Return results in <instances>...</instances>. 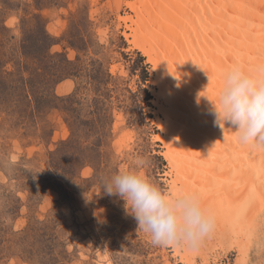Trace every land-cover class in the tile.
<instances>
[{"label":"rangeland","instance_id":"374dc122","mask_svg":"<svg viewBox=\"0 0 264 264\" xmlns=\"http://www.w3.org/2000/svg\"><path fill=\"white\" fill-rule=\"evenodd\" d=\"M128 1L0 0V264H264L263 209L253 218L242 253L213 229L198 248L186 254L184 246L179 252L173 246L153 245L126 212L125 202L103 191L102 177L119 169H134L169 192L180 169L169 159L173 150L165 143L167 135L159 122L166 120L161 104L178 108L185 97L174 85L177 63L175 58L165 57L168 54L159 44L152 43L159 58L156 67L132 43L131 26H136L133 21L138 16ZM28 28L34 34L52 35L55 41L50 53L59 55L46 58L42 43L44 51L34 46L28 54L31 59L37 56L38 61L23 66L28 60L24 52L34 40ZM40 36L44 41V34ZM136 51L149 65L147 84L153 98L152 106L146 107L152 114L147 131L130 124L128 114L115 102L112 136L99 154L62 146L71 136L68 110L76 105L62 98L78 86L88 88L81 90L80 96L91 95L88 73L94 61L118 77L121 88L136 91L140 71L132 75L126 57H137ZM4 58L13 60L2 68ZM66 58L75 67L73 74L59 82L51 80L53 66L63 64ZM36 65L42 68L37 71L39 76L33 68ZM35 90L39 91L37 101L32 95ZM163 90L175 93L174 99L169 93L172 102L166 100L169 96L159 97ZM87 116L85 111L76 114L80 119ZM183 152L177 151L178 156ZM159 156L165 160L164 166ZM82 159L87 163L81 164ZM181 187L178 183V190Z\"/></svg>","mask_w":264,"mask_h":264},{"label":"bare ground","instance_id":"6f19581e","mask_svg":"<svg viewBox=\"0 0 264 264\" xmlns=\"http://www.w3.org/2000/svg\"><path fill=\"white\" fill-rule=\"evenodd\" d=\"M128 5L138 16L135 21L131 17L136 25L131 26L132 43L156 67L152 43L178 64L174 85L185 97L182 103L173 100L178 108L161 104L166 120L159 121L173 150L169 159L180 168L172 190L181 183L179 191L197 192L214 216L216 233L222 232L242 253L252 221L264 210V147L238 143L231 128L216 123L210 100L216 99L222 74L232 65L264 78V0H129ZM169 93L163 90L159 97L169 96L166 100L172 102L175 93ZM180 150H185L182 157ZM173 247L181 251V246ZM184 249L188 254L190 249Z\"/></svg>","mask_w":264,"mask_h":264},{"label":"clouds","instance_id":"9594fccd","mask_svg":"<svg viewBox=\"0 0 264 264\" xmlns=\"http://www.w3.org/2000/svg\"><path fill=\"white\" fill-rule=\"evenodd\" d=\"M210 102L216 123L231 128L238 143L264 147V78L232 65L223 72L217 97ZM101 180L103 191L125 202L126 212L155 246L194 250L215 227L214 216L197 192H165L134 169H119Z\"/></svg>","mask_w":264,"mask_h":264},{"label":"trees","instance_id":"16d2710c","mask_svg":"<svg viewBox=\"0 0 264 264\" xmlns=\"http://www.w3.org/2000/svg\"><path fill=\"white\" fill-rule=\"evenodd\" d=\"M28 32H32L34 40L30 41V47L24 52L28 60L27 62H23V66H29L34 63V60L35 63L38 61L39 58L37 56H35L34 59H31L28 54L32 52L34 46L39 47V51L42 47V43H45L48 53V55H45L46 58L52 59L56 55H59L58 53H50V47L55 41V38L52 35L48 33L45 34L43 31V33L39 32V34L38 32H35L34 34L30 28H28ZM41 34H44L46 37L44 38V41H41L40 39ZM24 46L25 45H23V47ZM26 47L28 46L26 45ZM136 53L138 55L137 57H134L133 54H126L128 61H130L131 74L135 75L138 71H140L138 74L140 76L139 80L141 83L136 91H133L129 87L121 88L119 78L114 76L108 68L104 69L103 63L94 61L92 63L94 67L91 72L88 73V84L92 87V90L90 89L91 95L87 96L86 93L85 97L80 96V91L83 89L87 90L88 88H86V86H78L75 92L62 98L71 104H76L74 107L72 106V110L71 108L68 110L69 116L66 120L71 129V136L62 141V146L76 150H96L95 154H99L98 150H102L112 136V128L110 127V124H112L111 121L114 118L113 110L115 108V102L117 103V107L128 114L130 124L138 125L140 128L144 129V131L147 129L146 127L151 125L148 118H151L152 114L146 111L147 106H152L151 99L153 98L147 84L149 81V65L145 62L146 57L143 56L140 51H136ZM12 60L5 59V62L1 64L2 68H4L7 63ZM56 65L57 66H53V69L56 67L55 72L53 73L54 78L50 77L51 80L55 82H59L62 78L72 75V72L74 71L73 69H75V67H71L72 62L68 58L65 59L63 64ZM33 68H36L35 72L39 76L37 71L42 70V68L37 65ZM120 90H125L126 93H120ZM38 92L39 91L35 90V94L32 93L35 97L34 101L38 100ZM28 94L30 93L28 92ZM83 111H85L88 116L84 119L77 118L76 114ZM63 149L65 150L66 148ZM159 158L161 159V165L164 166L166 164L165 160L162 156H159ZM86 159H82L84 162L80 163L86 164L88 161Z\"/></svg>","mask_w":264,"mask_h":264}]
</instances>
